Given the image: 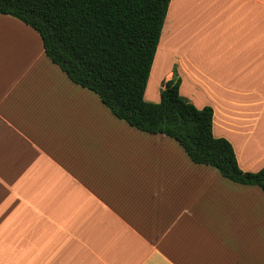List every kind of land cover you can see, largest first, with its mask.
<instances>
[{
    "label": "crops",
    "instance_id": "crops-1",
    "mask_svg": "<svg viewBox=\"0 0 264 264\" xmlns=\"http://www.w3.org/2000/svg\"><path fill=\"white\" fill-rule=\"evenodd\" d=\"M156 77L154 102L180 80L241 169L264 167V0H171ZM248 188L117 118L0 14V264H264Z\"/></svg>",
    "mask_w": 264,
    "mask_h": 264
},
{
    "label": "trees",
    "instance_id": "trees-1",
    "mask_svg": "<svg viewBox=\"0 0 264 264\" xmlns=\"http://www.w3.org/2000/svg\"><path fill=\"white\" fill-rule=\"evenodd\" d=\"M170 2L0 0V14L33 28L48 58L73 83L96 93L117 118L175 139L194 163L264 192V167L241 169L232 144L213 134V108L199 109L185 100L180 80L162 84L159 103L145 100Z\"/></svg>",
    "mask_w": 264,
    "mask_h": 264
},
{
    "label": "rangeland",
    "instance_id": "rangeland-1",
    "mask_svg": "<svg viewBox=\"0 0 264 264\" xmlns=\"http://www.w3.org/2000/svg\"><path fill=\"white\" fill-rule=\"evenodd\" d=\"M155 74L153 75V77L151 78V80H153ZM156 82H157V77L154 79V82L152 83V81H150L149 87L146 91V95H145V100L147 102H152L153 101V94L156 95L157 92V86H156ZM152 103H156V102H152ZM159 103V102H158ZM252 191V192H250ZM241 195V194H240ZM239 195V199L236 198V195L233 194V202L236 201L235 198L238 200V206L239 207H258V210H263V215H264V194L263 192L258 189V190H250V188H248L247 193H244L242 196ZM235 204L232 205V207H234ZM237 206V207H238ZM262 207V208H260Z\"/></svg>",
    "mask_w": 264,
    "mask_h": 264
}]
</instances>
